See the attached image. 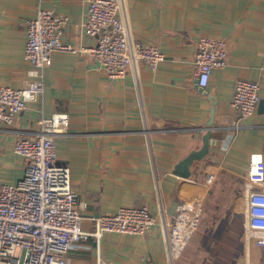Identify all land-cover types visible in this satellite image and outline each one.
<instances>
[{
    "label": "crops",
    "instance_id": "crops-1",
    "mask_svg": "<svg viewBox=\"0 0 264 264\" xmlns=\"http://www.w3.org/2000/svg\"><path fill=\"white\" fill-rule=\"evenodd\" d=\"M121 1L130 40L157 46L165 59L155 68L134 62L124 76L111 77L89 51L97 39L84 31L88 0H0V86L21 89L32 80L24 51L27 21L39 7L67 17L62 42L73 49L52 54L37 100L11 124L0 119V187L25 173L15 141L35 136L40 117L66 112L68 133L54 142L70 169L83 229L92 232L94 216L124 206H148L155 217L144 235L82 236L67 264H264V249L247 242L242 183L250 155L264 156V0ZM203 35L225 38L229 52L202 90L193 60ZM239 78L260 86L257 109L244 119L231 107ZM207 133L208 151L190 175L175 174ZM196 202L204 210L200 225L171 260L163 226L180 204ZM219 203L225 213L214 215Z\"/></svg>",
    "mask_w": 264,
    "mask_h": 264
},
{
    "label": "built area",
    "instance_id": "built-area-1",
    "mask_svg": "<svg viewBox=\"0 0 264 264\" xmlns=\"http://www.w3.org/2000/svg\"><path fill=\"white\" fill-rule=\"evenodd\" d=\"M84 31L95 36L91 48L98 63L111 77H122L130 64L143 61L155 68L165 54L153 44L130 40L121 17V0H88ZM66 16L39 7L27 21L24 59L30 64L32 80L16 89L0 86V119L11 124L26 103L37 100L43 92L44 70L52 63V54L72 50L62 42ZM228 42L215 35L200 36L193 60L197 85L202 90L212 72L226 64ZM259 83L239 78L235 82L231 107L239 119L254 114L260 100ZM66 112L56 111L37 120L39 131L33 137L22 136L14 151L26 159L22 178L0 187V264H67L73 242L84 235L99 241L104 232L144 235L155 223L148 206H124L113 213L92 218L94 230L83 229V216L72 187L70 169L60 162L54 139L68 133ZM239 126V122H236ZM214 179L209 174L207 182ZM246 192L247 242L264 249V156L250 155V166L243 177ZM202 204H180L172 222L163 226L169 258L178 257L198 229Z\"/></svg>",
    "mask_w": 264,
    "mask_h": 264
},
{
    "label": "water",
    "instance_id": "water-1",
    "mask_svg": "<svg viewBox=\"0 0 264 264\" xmlns=\"http://www.w3.org/2000/svg\"><path fill=\"white\" fill-rule=\"evenodd\" d=\"M210 133H207L203 138V145L200 150L190 152L186 157L178 162L174 168V173L183 177H188L190 175L189 167L191 164L200 158H202L208 151V137Z\"/></svg>",
    "mask_w": 264,
    "mask_h": 264
},
{
    "label": "trees",
    "instance_id": "trees-1",
    "mask_svg": "<svg viewBox=\"0 0 264 264\" xmlns=\"http://www.w3.org/2000/svg\"><path fill=\"white\" fill-rule=\"evenodd\" d=\"M203 213H204V210H203ZM224 213H225V209L221 207V203H219L217 206H215V208H213L214 215H223ZM191 241H192V238L190 239V242Z\"/></svg>",
    "mask_w": 264,
    "mask_h": 264
}]
</instances>
